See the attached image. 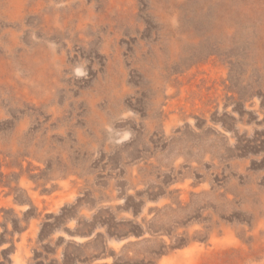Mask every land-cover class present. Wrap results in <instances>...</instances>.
<instances>
[{"label": "rangeland", "instance_id": "rangeland-1", "mask_svg": "<svg viewBox=\"0 0 264 264\" xmlns=\"http://www.w3.org/2000/svg\"><path fill=\"white\" fill-rule=\"evenodd\" d=\"M0 264H264V0H0Z\"/></svg>", "mask_w": 264, "mask_h": 264}]
</instances>
